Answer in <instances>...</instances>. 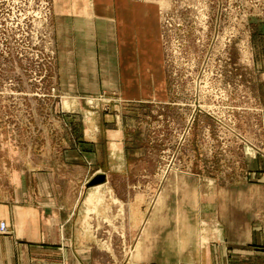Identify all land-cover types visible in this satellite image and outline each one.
<instances>
[{
  "label": "rangeland",
  "instance_id": "rangeland-1",
  "mask_svg": "<svg viewBox=\"0 0 264 264\" xmlns=\"http://www.w3.org/2000/svg\"><path fill=\"white\" fill-rule=\"evenodd\" d=\"M116 2L0 0V203L76 264H264V0Z\"/></svg>",
  "mask_w": 264,
  "mask_h": 264
},
{
  "label": "crops",
  "instance_id": "crops-1",
  "mask_svg": "<svg viewBox=\"0 0 264 264\" xmlns=\"http://www.w3.org/2000/svg\"><path fill=\"white\" fill-rule=\"evenodd\" d=\"M113 1H117L118 6L120 3H124V0ZM131 1L128 0L124 5L122 4V8L129 10L133 8V13L134 6L130 7L132 5ZM120 20L122 25L126 22L130 27L126 19L121 18ZM125 39H130V36L126 35ZM139 59L140 53L136 54L135 57V53L132 50V56L130 59L128 58V61L133 60L135 63H139ZM259 175L262 176L263 174ZM257 180L261 183L260 186L264 192V182L262 183V179ZM35 198L26 196L21 199L23 201L21 203H0V221L6 220L10 229L8 233L0 232V264H76L75 249L69 243L65 244L63 242L64 240H70L69 232H64V229L62 230L60 227L54 226V224L51 226L52 223H55L60 218L61 211L58 212L59 214L51 213L56 206L55 204L47 205L43 202V198ZM260 203L264 209V196H262ZM262 218L257 223L258 228L254 230V233H251L249 243L264 245V226H262L264 224V216ZM48 222L51 224H48ZM254 249H256L254 254H264V252L260 251L261 247H254ZM222 250L224 251V249ZM223 251L218 246L205 255V260L203 258L197 264H218Z\"/></svg>",
  "mask_w": 264,
  "mask_h": 264
},
{
  "label": "built area",
  "instance_id": "built-area-1",
  "mask_svg": "<svg viewBox=\"0 0 264 264\" xmlns=\"http://www.w3.org/2000/svg\"><path fill=\"white\" fill-rule=\"evenodd\" d=\"M6 227H7V223L5 221H3L1 223V229L4 230V229H6Z\"/></svg>",
  "mask_w": 264,
  "mask_h": 264
}]
</instances>
